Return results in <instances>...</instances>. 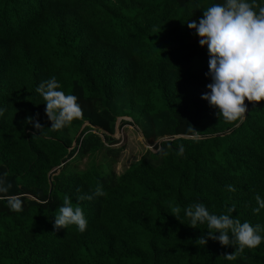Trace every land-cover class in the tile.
I'll return each mask as SVG.
<instances>
[{"label":"trees","instance_id":"16d2710c","mask_svg":"<svg viewBox=\"0 0 264 264\" xmlns=\"http://www.w3.org/2000/svg\"><path fill=\"white\" fill-rule=\"evenodd\" d=\"M222 2L0 0V176L10 185L0 192V264H264V241L242 252L201 245L206 224L183 215L196 202L216 215L234 206L233 217L264 228V209L252 211L264 198V100L245 99L242 122L217 116L201 99L207 49L187 27ZM51 76L82 110L61 130L36 92ZM124 117L155 152L116 174ZM98 184L105 196L77 200ZM65 196L84 212L83 233L53 229Z\"/></svg>","mask_w":264,"mask_h":264},{"label":"clouds","instance_id":"9594fccd","mask_svg":"<svg viewBox=\"0 0 264 264\" xmlns=\"http://www.w3.org/2000/svg\"><path fill=\"white\" fill-rule=\"evenodd\" d=\"M255 3L256 0L212 3L203 10L198 22L192 20L187 23L188 29L195 31L199 46L206 47L209 57L208 70L204 75L210 79V83L206 84L207 91L201 95V99L216 108L217 116L229 123L244 120L247 107L245 99L249 102L264 100V6L256 10ZM36 92L43 98L45 114L52 130L66 128L74 119L82 116L78 98L60 90L55 76L41 82ZM3 113L4 109L0 108V116ZM33 126L40 128L39 123ZM179 153H183L182 146ZM9 187L6 179L0 176V192H6ZM226 187L228 191H235L231 185ZM105 195L103 187L98 184L90 195H79L77 200H92ZM255 200L257 207L252 211L258 213L264 209V198L256 195ZM8 206L15 212L23 210L19 199H10ZM234 210V206L229 207L226 212L216 215L210 213L202 202H196L185 207L183 215L192 228L206 224L207 232L199 237L201 245L212 239L221 246H235L240 252L245 248L258 247L264 241V235L261 234L264 228L251 225L248 221L241 222L232 216ZM180 213L181 208L172 209L176 219ZM70 225H75L77 231L83 233L88 222L82 208L74 206L71 198L65 196L54 216L53 229H66ZM224 257L229 261L236 259L233 252L225 253Z\"/></svg>","mask_w":264,"mask_h":264},{"label":"rangeland","instance_id":"374dc122","mask_svg":"<svg viewBox=\"0 0 264 264\" xmlns=\"http://www.w3.org/2000/svg\"><path fill=\"white\" fill-rule=\"evenodd\" d=\"M121 121L131 122L129 118H120L116 122L114 139L118 142L113 146L114 149L119 151L118 158L114 170L116 174H121L132 163L136 162L145 152V150H155L147 144L140 132V130L133 124H121ZM120 148V149H119Z\"/></svg>","mask_w":264,"mask_h":264},{"label":"water","instance_id":"95a60500","mask_svg":"<svg viewBox=\"0 0 264 264\" xmlns=\"http://www.w3.org/2000/svg\"><path fill=\"white\" fill-rule=\"evenodd\" d=\"M86 125L89 126L92 129H95V127L93 125H91L89 122H87Z\"/></svg>","mask_w":264,"mask_h":264}]
</instances>
